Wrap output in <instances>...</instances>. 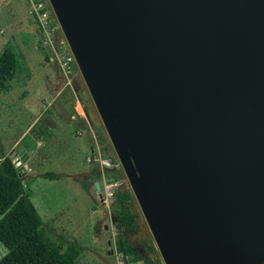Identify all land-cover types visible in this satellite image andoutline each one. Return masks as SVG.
<instances>
[{"label":"water","instance_id":"water-1","mask_svg":"<svg viewBox=\"0 0 264 264\" xmlns=\"http://www.w3.org/2000/svg\"><path fill=\"white\" fill-rule=\"evenodd\" d=\"M48 2L153 239L143 257L264 264V0ZM10 159L24 175L25 151Z\"/></svg>","mask_w":264,"mask_h":264},{"label":"rangeland","instance_id":"rangeland-1","mask_svg":"<svg viewBox=\"0 0 264 264\" xmlns=\"http://www.w3.org/2000/svg\"><path fill=\"white\" fill-rule=\"evenodd\" d=\"M12 3V9L0 7V53L7 49L16 62L15 73L0 91V149L7 156L13 150L11 157L32 148L30 169L23 163L25 174L20 177L51 241L63 248L76 242L82 249L77 264H123L117 252L120 236L113 203L101 211L94 186L101 180L94 176L98 173L94 164L87 162L96 149L110 161L117 159L115 151L77 66L71 64V72L63 70L54 58V53L66 57L71 52L48 0H35L42 5L37 13L30 0ZM43 15L41 24L37 16ZM40 36L52 60L46 56ZM80 99L78 112L85 123L81 125L72 118L71 104ZM45 173L57 179H46ZM119 178V189L131 194L132 206L145 223L123 172ZM5 253L0 243V259ZM126 260L127 264H140L134 258Z\"/></svg>","mask_w":264,"mask_h":264},{"label":"trees","instance_id":"trees-1","mask_svg":"<svg viewBox=\"0 0 264 264\" xmlns=\"http://www.w3.org/2000/svg\"><path fill=\"white\" fill-rule=\"evenodd\" d=\"M37 2L44 0H36ZM47 56V55H46ZM16 71L13 55L7 50L0 53V91ZM99 178V173L94 174ZM44 178L55 180L57 176L45 173ZM86 187V185H84ZM131 194L120 189L114 195V217L120 225L133 232L135 215L132 213ZM0 243L6 249L0 264H77L82 249L76 242L63 248L51 241L38 211L24 192V186L10 157L0 149ZM125 257L140 259L123 241ZM148 264V263H143ZM156 264H162L158 261Z\"/></svg>","mask_w":264,"mask_h":264},{"label":"built area","instance_id":"built-area-1","mask_svg":"<svg viewBox=\"0 0 264 264\" xmlns=\"http://www.w3.org/2000/svg\"><path fill=\"white\" fill-rule=\"evenodd\" d=\"M30 1L33 3L36 13L39 10H42V5L40 3H35V0ZM37 17L39 22L42 24V17L45 16L43 15ZM54 58L63 70L68 69L71 72V64L76 67L74 58L71 54L65 57L63 54L54 53ZM87 162L89 164H94L95 168L98 170L101 182H97L98 188H95L100 198V207H103L104 211H106V209H109L113 203L114 195L122 184V181L119 178V175L123 172L121 164L118 159L110 161L109 159L103 157L99 149H96V152H92V156L90 159H87ZM116 264H118V261Z\"/></svg>","mask_w":264,"mask_h":264},{"label":"flooded vegetation","instance_id":"flooded-vegetation-1","mask_svg":"<svg viewBox=\"0 0 264 264\" xmlns=\"http://www.w3.org/2000/svg\"><path fill=\"white\" fill-rule=\"evenodd\" d=\"M86 114L88 115L89 120L92 122L91 115L89 113V110H87V109H86ZM132 209H133L132 213L136 216L135 217L134 230L132 233L129 232L130 233L129 235L122 234L120 236V239H122V242L125 241L130 246L132 251L135 252L137 255H139L141 260L136 259V258H134V259L139 261L140 264H143L144 262L148 263V264H156L158 261H160L162 263L159 256L155 259H151V257H149V256L143 257V255L141 254V249H145L148 253L154 252L155 246L153 245L154 242H153V239H152V237H151V235L147 229L146 224L142 223V218L138 214V210L136 208L134 210L133 206H132ZM138 218L141 220V223H138V220H137ZM141 224L143 225V228H142ZM130 258H132V257H130Z\"/></svg>","mask_w":264,"mask_h":264},{"label":"crops","instance_id":"crops-1","mask_svg":"<svg viewBox=\"0 0 264 264\" xmlns=\"http://www.w3.org/2000/svg\"><path fill=\"white\" fill-rule=\"evenodd\" d=\"M11 4L13 5V3H12V0H0V7H6V8H9V9H12L11 8ZM74 92H75V90H73V92L71 93V95L72 94H74ZM73 99H75L74 98V96H73ZM78 99H79V95H78ZM71 104L73 105V108L75 109V111L77 112V114H78V116H79V118H80V122H78L79 123V125H81V124H85L84 123V119L79 115V110H78V107H80L81 109H82V107H81V105H82V102H81V99L80 100H71ZM84 112V111H83ZM91 115V114H90ZM74 120H76L74 117H72ZM88 126V125H87ZM13 151V150H12ZM12 151L9 153V155H8V157H10V154L12 153ZM24 151H25V153L27 154V157H28V159H27V161H26V170H29L30 169V166H29V164H28V161L32 158V155L34 154L33 152H32V148H24ZM5 156H7V154L5 153L4 154ZM12 157V156H11ZM14 157V156H13ZM17 157V156H16ZM31 157V158H30ZM25 170V169H24ZM101 211L102 212H105V211H103L102 209H101Z\"/></svg>","mask_w":264,"mask_h":264}]
</instances>
